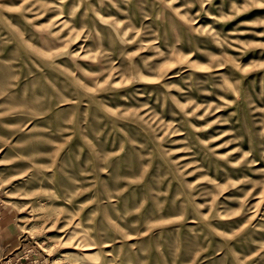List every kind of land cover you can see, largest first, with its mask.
<instances>
[{"label": "rangeland", "instance_id": "374dc122", "mask_svg": "<svg viewBox=\"0 0 264 264\" xmlns=\"http://www.w3.org/2000/svg\"><path fill=\"white\" fill-rule=\"evenodd\" d=\"M0 199L15 264H264V0H0Z\"/></svg>", "mask_w": 264, "mask_h": 264}, {"label": "crops", "instance_id": "0c3cea01", "mask_svg": "<svg viewBox=\"0 0 264 264\" xmlns=\"http://www.w3.org/2000/svg\"><path fill=\"white\" fill-rule=\"evenodd\" d=\"M22 245L17 223L8 206L0 199V264H15L12 261L21 252Z\"/></svg>", "mask_w": 264, "mask_h": 264}, {"label": "built area", "instance_id": "2783aa9c", "mask_svg": "<svg viewBox=\"0 0 264 264\" xmlns=\"http://www.w3.org/2000/svg\"><path fill=\"white\" fill-rule=\"evenodd\" d=\"M18 259V258H17Z\"/></svg>", "mask_w": 264, "mask_h": 264}]
</instances>
